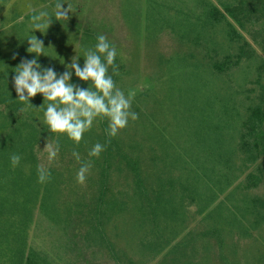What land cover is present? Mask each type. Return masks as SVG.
<instances>
[{
  "label": "rangeland",
  "instance_id": "374dc122",
  "mask_svg": "<svg viewBox=\"0 0 264 264\" xmlns=\"http://www.w3.org/2000/svg\"><path fill=\"white\" fill-rule=\"evenodd\" d=\"M202 1L203 7L206 4L205 2H207L208 5L215 7L220 12H223L220 3L229 2V0ZM57 2L58 0H0V54H2V57L14 58V66L16 67L22 59L30 60L36 58L41 68L51 67L59 76L65 71L66 66L71 63L73 57L78 58L77 63L81 68L83 67L84 50L90 48L88 47V35L85 33L88 34L89 30L92 31L93 28H96L101 35L107 38L111 45L117 48L118 58L123 64V72L125 73L120 75L115 83L116 86L124 91L125 95L129 92L134 93L133 99L140 97L146 91H154L155 97H158L159 101L163 100L162 102L149 104L150 111L161 108L167 124L164 129L161 127L162 124L160 122L156 123L159 128V134L157 139H154L151 147L154 148L158 156L161 155L162 151L171 154L173 150L170 147L165 148L163 146L161 148L159 146L162 143L160 141L162 138L177 139L179 141V139H183L184 135L189 133V126L181 119L189 102L187 94L192 91L191 87L199 85L196 92L198 99L195 102L196 106L203 110L205 106L210 104L208 99V85H210L212 87L211 95L222 107H227L237 120L234 119L229 127L226 122L222 124V148L217 150L213 148V145L212 149L214 150H212L210 147V150L221 154L219 157H216V154L209 155L212 166L217 170L216 175H203V169L205 167L208 169L211 166V164H204V160L197 165H192V169H197L200 175L198 181L201 179L194 204L189 205L186 202L189 206L185 215L182 216L183 219L169 221L163 235L170 241L172 247L176 243L182 242L189 233H193L197 237L198 232H202L204 229L211 227L221 228L222 226L224 230L221 232L220 239L223 244H218L219 240L216 238L209 239L207 242L209 264H264L263 216H257L249 211L246 213V207L242 204L244 200L264 197V180L255 188H244L247 174L254 173L255 166L245 164L243 155L238 151L239 126L242 119L245 118L247 110L254 107L257 103L260 86L264 85V71L259 70L264 65V56L252 41L250 36L251 28L248 31V27L245 31L240 30L226 15L227 22H213V26L206 28L207 33L201 37L197 36L192 27L189 28V34H191L189 37L191 39L195 37L199 39L200 46L194 47L191 39L190 41H188V38L185 39L178 30H169L166 27V29L159 32L161 30L160 25H157L162 17L164 21L165 18L169 21L170 26L177 23V21H185L183 18L188 9L192 10V13H197L194 0H177V2L181 3L178 5L174 4V0H59V2L64 4V8L71 6V18L67 22H57L53 19L52 24L44 34L38 31L32 33L30 18L33 11L36 13L48 11L51 14ZM128 8H131L134 13L131 18L128 16L129 12H131H128ZM150 10L152 12H148ZM139 12L140 15L138 14ZM146 15L149 20L156 23L154 25V34H147L145 26L147 22ZM228 23L233 25V28L228 26ZM89 26L93 27H90V29ZM182 30H184V34H188V29ZM200 31H202V28ZM233 31L239 37L235 36ZM30 34L43 40L44 55L35 57L34 53H28L29 44L27 39L30 38ZM181 34H183L182 31ZM243 42L249 44L255 50L256 55L253 59L241 61L227 75L217 76L216 72L210 70L208 67L210 61L221 63L226 57L234 61L238 47ZM190 53L195 56L196 60L202 62L201 68L196 72L195 79H188L187 76L190 69L187 65L186 57ZM207 61H209L208 64ZM168 62L169 64H167ZM69 82L80 88L89 86L87 83L79 81L74 72ZM10 86L8 91L15 92L13 83ZM169 90L170 93L165 95ZM188 90L190 92H187ZM30 104H33L31 105L33 107L32 113L36 118L34 120L37 122L35 124L37 130L40 132L43 129L44 131V136H41L42 138L40 137L36 144L39 151H37L36 145L32 150L36 171L40 164H47V154L40 152L43 151L47 140L55 141L59 145L58 157L49 167L50 176H52L49 193L54 199L55 206H57L59 218L62 219L67 213L65 210L69 208L68 204L82 200L81 197L78 199V195H84L85 201V197L89 193L94 192L95 189L92 188V184L95 174L91 172L94 168L90 169L84 185H80L77 182V172L85 162L81 161V156L80 160L77 161L72 155L73 144L70 140L63 137L57 141L54 138L55 136L53 137L48 131V127L44 123L47 101L44 102L42 95L38 94L32 98ZM216 105L220 107L219 104ZM139 106L142 105L140 104ZM167 108L172 110L167 111ZM93 127L96 128V124ZM128 129L125 128L126 131ZM154 133L157 132L154 131ZM206 133V130L201 131V136L204 138L202 139V147L198 146L196 148L200 154L208 152L207 146H211L214 143V138ZM127 134L130 137L133 135L137 140L136 134L134 135L132 132H127ZM119 135L125 137L124 129ZM207 136H209L211 143L205 141ZM94 137V135H88V132L85 133L80 143V147L83 149L82 157L88 151V146H91L89 145L91 141L89 139ZM203 144L206 145L204 146ZM143 151L146 153L147 150ZM31 168V165L25 166L24 170L28 172ZM186 169H188V166L184 169V165H179L172 168L171 174L175 177H181L186 174ZM228 173L231 177L234 174L235 178L225 192L219 193L221 189H225L223 183L222 185L219 184V178ZM125 177V174L119 176L121 179L117 187L113 188V191L118 192L126 189L128 190L127 197L133 198L134 194L130 191V189H133V183ZM114 178L117 177L115 176ZM222 182H224V179H222ZM36 183L34 188L36 189L38 185L40 193L37 199L38 208L45 195L39 185H45L46 183H39L38 178ZM207 188H212L217 192L216 199L209 208H205V204L210 198V194L205 192ZM176 189H179V187L177 186ZM21 200L24 201V197ZM49 202L51 203V201ZM201 209L204 212L199 215ZM214 210L215 213L212 214ZM20 216L18 214L16 217L19 218ZM38 216L39 211L35 212L32 217L31 225L26 231L27 239L25 238V243L29 247L37 241L39 247L47 245L46 247L49 249L51 242L54 244L57 237L62 235V225L60 228L53 226L54 228L51 230V223H48L41 216L39 217L41 226L37 227L35 221ZM139 217L140 215L137 212H132L129 215H120L116 223L108 226L111 230L110 237L116 244L120 254L124 255V257L121 256L123 264H130L131 262L134 264H158L159 259L166 255L171 248L166 249L164 253L154 258L155 260L151 259L152 252H147L137 242L141 233L138 226ZM235 220L240 221L242 226L237 227L239 224L235 223ZM143 229L148 230V227L144 226ZM49 230H51L50 236L48 235ZM59 240L62 242L61 236ZM196 247L199 251L194 254L195 258L206 253L200 241L196 243ZM187 253L190 255L191 249L188 248ZM58 257L61 258V256ZM203 257L196 261L200 263ZM86 260L88 261V259ZM152 260L154 261L151 262ZM62 261L63 264L73 263L74 261L79 264H87L86 261L75 258V255L72 254L64 256ZM147 261L149 262L147 263ZM93 264L104 263L98 257ZM106 264L114 263L108 260Z\"/></svg>",
  "mask_w": 264,
  "mask_h": 264
},
{
  "label": "trees",
  "instance_id": "16d2710c",
  "mask_svg": "<svg viewBox=\"0 0 264 264\" xmlns=\"http://www.w3.org/2000/svg\"><path fill=\"white\" fill-rule=\"evenodd\" d=\"M202 3V0H194L197 13H192V10L188 9L183 18L185 21H177L172 26L166 18L164 21L162 17L157 24L160 25L161 30L159 32L166 29V27L169 30H178L181 36L185 39L188 38V41H190L189 28L192 27L197 36L201 37L207 33L206 28L213 26V22H227V15L240 30L245 31L248 27V31L251 28L252 41L264 56V0H229L227 3H220L223 12L208 5L207 2L203 7ZM174 4L181 3L174 0ZM128 12L130 18L132 15L134 16L131 8H128ZM138 14L140 15V12ZM146 21L147 34H154L156 23L149 20L147 15ZM228 26L233 28L230 23H228ZM201 28L202 31H200ZM182 29H188V34H184ZM181 31L183 34H181ZM85 34L88 35V47L94 49L97 37L101 35L100 32L93 28L92 31L89 30L88 34ZM234 34L239 37L238 34ZM191 41L194 47L200 46L197 37L191 39ZM116 51L115 65L118 74L113 73L111 68L109 69V74L112 75L115 83L120 75L125 73L123 72V64L118 58L117 48ZM255 55V50L249 44L243 42L238 47L234 61L226 57L223 60L224 62L210 61L208 64L209 61H207V64L210 70L218 74L217 76L227 75L241 61L251 60ZM14 60V58L8 56L2 57V54H0V264H63V257L70 254L75 255V258H80L84 262L86 261L87 264H93L98 257L104 264L108 260H111L114 264H123L121 256L124 257V255L120 254L116 244L112 241L110 237L111 230L108 226L116 223L120 215H129L132 212H137L140 215L138 226L141 233L137 242L144 250L149 253L152 252L151 259L157 258L166 249L171 248L166 255L159 259L158 264H209L207 242L209 239L216 238L219 240L218 244L222 245L223 242L220 236L224 227L204 229V231L198 232L197 237L193 233H189L182 242L176 243L172 247L163 233L169 221L182 220L187 207L194 204L201 179L198 181L200 175L197 169H192V165H197L204 160V164H211V166L208 169L206 167L203 169V175L215 176L217 173L216 168L212 166L209 160V155L216 154V157L221 155L212 150L222 148V124L226 122L228 127L231 126L235 115H232L233 113L227 107H222L215 100L214 96L211 95L212 87L208 85L210 104L205 106L203 110L197 107L195 102L198 99L196 92L199 85L192 86L191 92L187 91L190 92L187 94L189 102L186 105L187 108L184 109L181 120L189 126V133L179 141L168 138L160 140L162 141L159 144L161 148L164 146L173 149L171 154L162 151L161 155L158 156L154 148L151 147L154 139H157L159 134L156 123L160 122L162 128L167 125L161 108L152 111L149 109L150 103L163 101H159L158 97H155L154 91H146L140 97L133 99L131 110L137 113L139 118L135 121L129 120L126 127L129 128L128 131L124 129L125 137L118 134L109 143L107 121L96 124V128L92 127L88 135H94L95 137L89 139V141L91 140L89 142L91 146H88L85 156L82 157L83 149L80 145L76 149L80 153L81 161H90L91 168H94L91 172L95 174L92 184V188L95 190L85 197V201L84 195H78V199L81 197L82 200L68 204L69 208L65 210L67 212L65 217L60 219L56 209L57 206H55L54 199L49 193L51 179L45 185H39L45 195L37 208V199L40 193L38 185L36 189L34 188L37 184L38 173L35 169V158H33L32 150L40 137L44 136V131L42 129L39 132L36 128L35 124L37 122H35L34 119L36 118L32 113L33 107L27 108L17 100L15 92L8 91L15 75ZM186 61H188L187 65L190 69L187 73L188 79H195L196 72L201 68L202 62L196 60L191 53L186 57ZM259 70L264 71V65ZM167 93H170V90L165 95ZM140 104L142 106H139ZM216 104H219L220 107ZM22 108L24 111L21 112L20 109ZM168 110L172 109L167 108ZM202 130H206V134L214 138V143L207 146L208 152H205V154H200L196 150L198 146L202 147V139H204L201 136ZM239 130L238 151L243 155L245 164L255 166L254 173L247 174L244 188H255L264 180V85L260 86L257 103L247 110ZM154 131L157 133H154ZM127 132L136 134L138 141L133 135L130 137ZM50 134L53 137L55 136L53 133ZM209 136L206 137L205 141L211 143ZM96 143L105 145V150L98 158L90 157L88 153L91 149L89 150V148ZM210 147L214 149L210 150ZM143 150H147L146 153ZM13 154L21 157L20 163L16 167L11 164ZM29 165L32 168L30 171L25 172V166ZM179 165H184V169L188 166V169H186V174L183 176L175 177L171 174V170ZM245 167L247 168V166ZM150 173L151 175H149ZM124 174L126 175L125 178L130 179L133 183V189H130L134 194L133 198L127 197L128 190L126 189L118 192L113 191V188H116L119 184L121 179L119 176ZM115 176L117 178H114ZM234 178L235 175L233 174L231 177L229 173L219 178V184L222 185L223 183L225 185V189H221L219 193L225 192ZM222 179H224V182H222ZM177 186L179 189H176ZM205 192L210 194V198L205 204V208H209L214 203L217 192L212 188H207ZM22 197H24V201H20ZM242 204L246 207V213L249 211L257 216H263L264 219V197L244 200ZM204 210L201 209L199 215L203 214ZM37 211H39L38 221H35L37 227L41 226V219L39 218L41 216L48 223H51V230L54 227L60 228L62 225L63 232L60 235L63 239L62 242L59 240L60 236L57 237L54 244L51 242L49 249L46 247L47 245L39 247L37 241L29 247L25 243V238L27 239L26 231ZM213 213H215V210L212 211ZM18 214L21 215L19 218L16 217ZM236 222L239 224L237 227L242 226L240 221L235 220ZM144 226L148 227V230L143 229ZM51 230H49V236ZM199 241L203 244L206 253L195 258L194 254L199 251L196 243ZM188 248L191 249L190 255L187 253ZM58 256H61V258ZM200 257L203 258L199 263L196 260ZM67 264L79 263L74 261ZM130 264L134 263L131 262Z\"/></svg>",
  "mask_w": 264,
  "mask_h": 264
},
{
  "label": "clouds",
  "instance_id": "9594fccd",
  "mask_svg": "<svg viewBox=\"0 0 264 264\" xmlns=\"http://www.w3.org/2000/svg\"><path fill=\"white\" fill-rule=\"evenodd\" d=\"M63 3L55 4L53 12L40 11L33 14L30 24L33 32L44 34L53 22H67L71 17V6L63 7ZM54 17V18H53ZM28 53H34L35 57L44 55L43 40L30 34L27 39ZM117 51L104 35L97 37L95 48L84 50L83 67L77 63L78 58L73 57L71 63L66 66L65 71L58 76L51 68H41L37 59H22L15 68L13 85L17 100L27 108H32L30 100L42 95L44 102L47 101L44 112V123L50 133L55 134L58 141L66 137L73 144L72 155L77 161L80 153L76 148L80 145L85 133L89 132L94 124L107 121V135L109 143L123 129L128 126L129 120H137L138 114L131 110L134 93L125 95L119 89L109 69L118 74L115 65ZM73 72L79 81L87 83V88H80L70 83ZM24 111V109H20ZM38 150V146L36 145ZM105 150V145L96 143L88 153L90 157H99ZM47 154V164H40L37 168L38 182L41 184L50 181L49 167L56 161L59 153V145L55 141L47 140L43 151ZM21 157L17 154L11 156L13 167L19 165ZM92 167L90 161L81 165L77 172V182L84 185L87 175Z\"/></svg>",
  "mask_w": 264,
  "mask_h": 264
}]
</instances>
